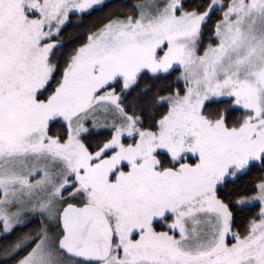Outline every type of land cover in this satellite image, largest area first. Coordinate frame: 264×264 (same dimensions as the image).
Here are the masks:
<instances>
[{
    "label": "snow or ice",
    "instance_id": "snow-or-ice-1",
    "mask_svg": "<svg viewBox=\"0 0 264 264\" xmlns=\"http://www.w3.org/2000/svg\"><path fill=\"white\" fill-rule=\"evenodd\" d=\"M0 264H264V0H0Z\"/></svg>",
    "mask_w": 264,
    "mask_h": 264
}]
</instances>
